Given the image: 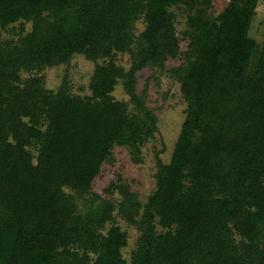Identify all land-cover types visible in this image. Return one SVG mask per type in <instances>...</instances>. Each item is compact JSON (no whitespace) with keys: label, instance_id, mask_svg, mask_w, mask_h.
I'll list each match as a JSON object with an SVG mask.
<instances>
[{"label":"trees","instance_id":"obj_1","mask_svg":"<svg viewBox=\"0 0 264 264\" xmlns=\"http://www.w3.org/2000/svg\"><path fill=\"white\" fill-rule=\"evenodd\" d=\"M209 2L0 0V264H264V35L250 36L264 0H228L213 19ZM76 54L104 61L90 95L45 90L44 70ZM179 54L185 118L155 189L141 203L118 181L117 201L101 197L112 149L137 161L157 132L137 73ZM119 82L131 109L111 95ZM115 216L138 231L128 261Z\"/></svg>","mask_w":264,"mask_h":264},{"label":"rangeland","instance_id":"obj_2","mask_svg":"<svg viewBox=\"0 0 264 264\" xmlns=\"http://www.w3.org/2000/svg\"><path fill=\"white\" fill-rule=\"evenodd\" d=\"M227 3L228 0H210L208 5H201L206 8L207 17L213 19L223 11ZM170 12L174 19L177 36L181 40V45L184 46L181 33L185 28L186 10L182 5H179L172 8ZM18 26V24L15 25V27ZM134 26V33L138 35L144 29L145 24L142 19H139ZM25 28L29 30L30 25L26 24ZM263 35L264 5L260 4L250 36L260 43ZM7 36V32L1 33L2 39ZM103 62V60H98L96 63L103 64ZM96 63L81 54H76L68 64L47 68L41 74L45 90L56 92L64 84L73 95L89 96L88 84ZM115 63L127 70L131 63L130 56L117 55ZM182 63L183 54H179L175 59H168L164 69L147 67L137 73L136 91L143 98L147 108L155 115L157 132L144 143L137 161L133 159L127 148L114 147L112 149L111 158L103 165L100 174L93 181V191L96 194L105 199L117 201L119 199L118 191L110 190L109 187L122 181L138 196L139 201L144 203L155 189V160L159 158L164 163L170 161L185 118L186 103L178 81L172 76L174 70L179 71ZM111 95L115 100L124 102L128 109H131L129 97L125 94L121 82L114 86ZM115 220L116 224L127 233V246L122 249V256L128 261L130 253L135 249L138 231L117 216H115Z\"/></svg>","mask_w":264,"mask_h":264}]
</instances>
